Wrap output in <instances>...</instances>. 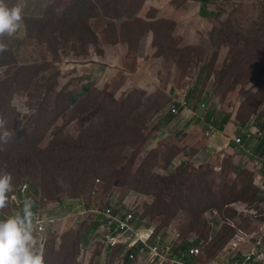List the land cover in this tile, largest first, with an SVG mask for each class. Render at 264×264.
Masks as SVG:
<instances>
[{
	"label": "rangeland",
	"instance_id": "1",
	"mask_svg": "<svg viewBox=\"0 0 264 264\" xmlns=\"http://www.w3.org/2000/svg\"><path fill=\"white\" fill-rule=\"evenodd\" d=\"M5 1H8L9 7L18 4L24 10L21 26L9 36L17 47L15 49L19 57L23 51H29L30 57L28 55V58H20V61L32 65V79L31 89L17 90L13 97V104L16 106L14 131L19 142L32 140L33 146L26 145V151L17 148V151H20L19 157L28 153L32 165L30 171L22 166L23 180L17 177L18 171L13 173L16 185L9 193L5 206L0 208V215L4 218L14 215L16 210L10 199L19 185L27 183L38 188L40 209L43 207L48 217L59 219L56 235L50 239L45 256L51 252L52 247L57 253L69 250L72 239H81L83 230L72 228V219L68 217L76 213L80 205L86 203L91 206H103L111 194L121 192L126 195L128 191L135 189L143 195L151 196L152 203L147 209L150 215L156 213V217H159L157 212L164 213L163 219L159 217L162 223L173 219L174 224V218H178L186 235L207 234L205 212L211 208L218 211L223 219L235 220L238 228L244 231L261 232L264 228V216L254 217L250 212L238 215L232 205L242 203L246 205L245 209L256 210L258 213V201L262 198L259 180L261 172H257L251 154H261L258 149H263L264 141L255 137L253 143L250 142L249 145L253 149L247 148L245 153L250 159L249 163L244 164L236 159L235 156L239 154L231 155V146L228 148L230 155L222 156L220 146L207 145V141L213 135L224 131L213 122L211 124L216 128L215 132H212L209 126L206 127L207 130L203 128L202 124H206V119L204 116L197 117L196 106L198 101L205 103V106L208 103L216 115L222 113L220 120L228 117L229 121L225 126L231 128L235 136L242 135V132L248 129L246 127H253L252 131L262 127L260 123H264V0H245L241 3L225 1V9L220 11L217 20L214 19L213 25H207L211 30L207 38L194 39L195 53L202 57L200 63L196 61L197 66L189 68L187 57L189 53L192 56V49L184 48V57L180 59L177 74L168 81L170 84L180 83L184 87L178 89L179 97L170 96L173 88H163V91L161 85H158L160 78L158 79L157 70L161 65L160 57L156 58L158 68L148 62V75L151 81L157 84V89L148 91L138 88V81L147 77L137 72L129 57L123 61L118 58V49L112 50V45L104 40L102 32L107 29L111 32L112 29L111 22L107 24L106 16L91 17L88 23L90 22L93 29L89 30L82 11L83 1L82 6L78 7V0H46L43 14L36 18L27 10L33 3H44L42 0ZM90 1L106 13L114 0ZM126 6L129 12L135 15L140 1L129 0ZM90 7L91 5H88V10ZM36 19L40 20L43 31L37 29ZM22 25L25 26V33ZM154 29H164L165 32L156 30V36L158 40L166 42L169 36L167 31L175 29V21L159 20ZM176 29L181 30L180 35L184 38L186 29L189 28L181 24ZM96 35L102 39V46H99V38H96ZM38 39L44 41L41 44V55L35 47ZM170 40L173 41V38ZM181 42L189 41L183 39ZM59 43L62 44L64 54L63 61L58 64L56 62L61 55L56 47ZM104 44L109 47H104ZM86 49L89 54L84 64H90V67L78 63L85 59L82 57ZM150 50L152 51V48ZM98 55L104 58L99 60ZM1 56L5 55L0 54V59ZM45 56L47 59H44ZM77 57H80L79 60ZM91 57L95 59H90ZM14 61L12 59L8 65L0 67L1 74L10 71L9 79L18 71V65L13 63ZM84 67L85 70L93 69L97 74L93 72V78H90L91 71L82 76L75 74L77 71H83ZM192 72L194 78L190 80L189 73L191 75ZM203 72L209 77L204 78ZM19 77H23L21 73ZM43 82L49 87L38 90L37 84ZM152 82L149 84L152 85ZM145 85L147 84L143 82L142 86L146 88ZM187 89H192L189 96ZM177 99L186 102L183 105L184 112L178 113L179 120L166 126L168 122L160 119L166 113L157 112L161 110V105L163 110L170 109V103ZM191 107L194 109H190ZM57 110L60 112L58 116L55 114ZM194 116L197 117L194 121L199 129L187 135L194 139L192 142L199 154L206 153L207 149L213 154L208 158L209 162L212 161L208 165L197 164L201 162L198 158L194 160L196 164L187 163L186 166L179 163L185 159L184 156L175 159L177 151L181 149L175 142L171 143V139L179 136L181 131L187 130L191 125L187 123ZM39 118L40 125H37L36 120ZM108 118H111L110 123L107 122ZM97 127L108 129L113 137L103 140L102 143L101 138L92 132V129ZM109 127L112 130H109ZM94 137L99 160L85 161L87 147L90 142H94ZM161 137L170 139L165 143ZM244 143L237 144L244 148ZM121 148V157L116 158ZM80 156L83 161L79 160L73 164L74 169L79 171L77 175L70 159H79ZM122 160L124 162L119 164ZM134 164L141 166L140 172L128 168ZM113 169L117 171L112 173ZM125 175L131 178L130 183L125 181ZM88 176L93 179L87 178ZM133 178L138 179L137 185L131 182ZM149 178L159 182L150 190ZM176 180H182L186 185L183 187V196L174 201L167 191L173 189L172 182ZM164 196L170 204L171 209L168 211L164 210ZM157 199H161V202H157ZM40 209L36 210V214H40ZM86 228L88 229V226ZM234 233L232 227L224 224L214 245L206 250L203 260L217 253ZM185 234L182 236L185 237ZM33 235L36 247L41 251V240L35 231ZM79 246L80 244L75 250V260L84 264L85 260L80 263ZM89 253L91 256L92 251Z\"/></svg>",
	"mask_w": 264,
	"mask_h": 264
},
{
	"label": "built area",
	"instance_id": "2",
	"mask_svg": "<svg viewBox=\"0 0 264 264\" xmlns=\"http://www.w3.org/2000/svg\"><path fill=\"white\" fill-rule=\"evenodd\" d=\"M186 102H181L185 105ZM170 110L179 115L176 101H172ZM204 107L205 103H201ZM185 107V106H184ZM212 132L216 128L209 125ZM264 136V128L255 131L245 129L242 135L235 136L236 143L243 145L245 141H252ZM259 176L262 198L258 201L256 210L245 209L242 203L233 204L238 215L248 212L254 217L264 216V155L251 154ZM27 185L21 186L24 194ZM17 199V193L11 196ZM151 196L143 195L139 191L130 190L126 195L115 192L107 197L103 206L92 205L88 208L80 205L77 212L70 215L74 218L75 227L88 226L84 233L83 252L81 260L84 264H109L112 255L117 252L115 264H264V228L261 232H247L238 228L235 220L223 219L215 210L206 212V222L210 226L207 236H182L177 227L178 221L161 223L146 214V208L151 204ZM260 212V213H259ZM68 216V217H70ZM57 220L34 214L33 231L38 235L43 252L46 237L54 229ZM235 230L228 242L212 257L203 260L206 250L212 246L216 236L224 224ZM264 227V225H263ZM189 245L185 247V244ZM89 251H92L90 256ZM95 256V262L92 258ZM115 257V258H116ZM82 263V262H81Z\"/></svg>",
	"mask_w": 264,
	"mask_h": 264
},
{
	"label": "trees",
	"instance_id": "3",
	"mask_svg": "<svg viewBox=\"0 0 264 264\" xmlns=\"http://www.w3.org/2000/svg\"><path fill=\"white\" fill-rule=\"evenodd\" d=\"M82 1H83L82 11L85 14V18H86L85 24H86V26L89 25V27H90L89 30L92 29V27L90 26V22L88 23V21L90 20L91 17L106 16L108 19L107 24L109 22H111L112 29H111V32H109L108 29L102 32L104 40L108 41L110 45H113L116 42L120 41L127 48V50H129L132 54H134V52L139 49L140 41H141L142 37L145 36V34L147 32L151 31L155 35H157L156 30H163L164 31V29H154V26L156 25V22H157L156 20H150V19H146L143 17H137L136 15L131 14L129 12L127 6H126V3H128L129 0H114L112 2V4L109 5L106 13L101 11L100 7L98 9V5L96 3H92L90 0H78V2H77L78 7L82 6ZM5 2L8 4V1H5ZM88 5H91L90 10H88ZM79 16H80V12H79ZM32 17H34V16H32ZM34 18H36V17H34ZM133 18H135V19H133ZM79 19H80V17H79ZM118 20H119V22H118ZM35 21H36V24L38 26L37 29H41L40 20L36 19ZM166 21H168V20H166ZM137 28H139V29H137ZM140 28H142V30H140ZM176 28H177V26L175 24V29ZM175 29H169L167 31V34L169 36H172L171 34L173 33V31ZM41 31H43V29H41ZM169 36H168V40L165 42L166 46L163 48V51L169 55L170 59H173V60L180 62V59L184 57V48L192 49V56H191V53H189L188 57H187L188 58L187 61L196 59L197 62H199L202 59V57H198L196 55L195 49L193 46L184 47V48H180V49L175 48L174 42L177 44L179 42L176 41L174 38H173V41H174L173 42L172 40H170ZM96 38H100V37L96 35ZM11 39L12 38L8 34L0 35V44L7 45L6 48L0 49V54L5 55V56H1L0 67H5L6 65H8L9 62H11L12 59L15 60L13 63L18 65V71L13 76L12 79L8 78L10 75V71L7 73H3V74L0 73V122H2V123H0V174L11 173V175L13 177V173L18 171L19 175H17V177L20 180H23V177L21 175V172L23 169L22 166H25V168L30 171L32 162H31V158L28 155V153H23V155H22L23 157H19L18 154L20 153V151H17V148L20 147L21 151H26V145L33 146V144H32V140H28L26 142H19L17 133L14 131V121H15L14 114L16 111V106L13 104V97H14L15 92L17 90H20L22 88H24L26 90L31 89L30 80L32 79V76L30 75V72L32 69V65L29 63H24V62L20 61V58H28V56L22 55L21 57H19L18 51H16V49H15L17 47L14 45V43L12 42ZM38 41H41V40L38 39ZM98 41H99V39H98ZM101 45H102V43L99 42V46H101ZM7 56H9L11 59L8 58ZM166 68H167V66L165 67V69ZM20 73L23 76L22 78L19 77ZM203 73H204L203 74L204 78L209 77V75L207 73H205V72H203ZM26 77H27V79H26ZM40 87H42V88H40ZM47 87H49V85H47L45 82L37 84V88H39L38 90H43V89H46ZM161 87L163 89L162 83H161ZM46 91L49 92L48 90H46ZM163 91H164V89H163ZM176 104L179 107V110H181L183 108V106L181 105L180 99L176 100ZM162 106L163 105H161V107ZM59 113L60 112L57 110V112L55 113L56 116H58ZM216 114L217 113L214 110H209V112L205 115L206 123H208L210 125L213 122V124L216 125L219 129L223 130L224 132L226 131L231 135L232 134L234 135L235 133L231 130V128H228L225 126L228 123L229 118L225 116L222 118V120H220V116L222 113H219L218 115H216ZM40 121H41L40 118L36 120L37 125H40ZM107 122L110 123L111 118H108ZM260 124L262 125V127H264V123H260ZM109 130H112L111 127H109ZM92 132L97 137L101 138L102 143H103V140H110L113 137L112 133L109 132L108 129H105V128L98 129V127H97L95 129H92ZM5 133H7V135H5ZM234 137H235V135H234ZM262 141H264V138L262 139ZM145 143L146 142L144 141L143 144H145ZM101 146H102V144L100 145V149H101ZM262 147H263V149L259 148L258 150L261 152L262 155H264V145L263 144H262ZM96 149H97V146H96V140L94 137V142H90L89 146L87 147V156H85V161L92 160L95 162V159L99 160L97 158ZM243 149L246 152V148L244 147ZM122 150H123V148H121L120 151L116 154V158L121 157V151ZM124 151H127V149H124ZM101 158H102V149H101ZM79 160L83 161L82 156H80L79 159H77L76 157H74V159H70L71 166L77 175L79 174V171L74 169L73 164L78 163ZM67 161H69V160H67ZM123 162H124V160H122L119 164H122ZM140 167L141 166H139L137 164H134L133 167L128 166L129 169L134 168L135 171H137V172L141 171V169H139ZM115 171H117V169H113L112 173H114ZM93 172H96V171L93 170ZM89 177L90 176H88L87 178H89ZM123 177H125V181L130 183L131 178L129 176L125 175ZM203 177H205V176H203ZM89 179H93V178L90 177ZM131 182H133L134 184L137 185L138 179L133 178ZM12 183H13V186L16 185V180L13 179ZM149 183L151 185L149 188V190H150V189H153L155 187L156 183H159V182L155 179L149 178ZM21 185H24V184H21ZM21 185H19L17 188H15V189H17V194H18L17 199L16 200L10 199L11 202L13 203V207L16 210L14 212V214L22 211L23 203L25 200H31L32 201L33 219H34V214L37 212L36 210L41 208V205L39 202V198H40L39 190L34 185H32V186L30 185L29 187H27L26 192L24 194H22L21 189H20ZM172 185H173V189L170 188L167 191V194H170L172 196V199L174 201H176L180 198V196H183V190H184L183 187L186 185V183H184V181H182V180L181 181L176 180V181L172 182ZM157 202L160 203L161 199H157ZM173 204L176 206L175 202ZM155 205H153V206H155ZM163 205H164L165 211H168L171 209L170 204L166 200L165 196H164ZM86 206L88 208L91 207V205H89V204H86ZM175 210L177 211V208H175ZM183 210H185V208H183ZM39 212H40L42 217L49 218L46 215V213H45L46 211H45V209H43V207H42V209L39 210ZM157 213H158V215H160L159 216L160 218L164 214V213H160V212H157ZM196 215H197V213H196ZM151 216H153L152 217L153 220H156V218H157L156 213H153ZM3 218L4 217H2L0 215V219H3ZM70 219H72V224L70 226L73 228L72 225H73L74 218L72 217ZM162 219H163V217H162ZM174 219H175V221H178L177 227L179 229H182L179 219L178 218H174ZM171 221H173V219ZM205 225H206V223H205ZM192 226H194L193 223H192ZM206 227H207V225H206ZM79 229L83 230L82 237H81V239L77 238V237L72 239L71 244L69 246V250H63V251L57 253V252H55L54 247H52L51 252H49V254L46 253V256H45V252H47L49 241L54 235H56L55 231L57 229L54 228L49 232V234L46 237V241H45L43 252H42L45 264H79V262H76V260H75V250L78 249V245L80 244L79 250H80V256H81V254L83 252L82 245L84 242L85 227L83 226ZM188 245L189 244L186 243L185 247H187ZM116 254H117V252L113 253L112 261L109 262V264H115L116 263V260H117ZM91 261L95 262V256L92 258Z\"/></svg>",
	"mask_w": 264,
	"mask_h": 264
},
{
	"label": "crops",
	"instance_id": "4",
	"mask_svg": "<svg viewBox=\"0 0 264 264\" xmlns=\"http://www.w3.org/2000/svg\"><path fill=\"white\" fill-rule=\"evenodd\" d=\"M42 1L44 3L39 2V3L31 4L28 8L29 10H27V7H25L24 9L29 11L32 16L38 17L43 14L42 12L44 11L46 7L45 5L46 0H42ZM48 1H52V0H48ZM63 1H66V0H63ZM139 1H140V7L135 14L137 17H143L146 19L156 20V21L171 19L175 21V24L177 27H179V25L182 24L189 28V29H186V36H184V38L183 36L180 35L181 33L180 29H175L173 33L171 34L172 36H170L171 39L175 37V40L179 42L178 44L174 42V47L180 49L184 47L193 46L194 39L207 38L208 33L211 31L210 28H207V25L214 24V19L216 21L217 18L219 17L220 11L222 12L225 9L223 4L225 3L226 0H139ZM244 1L245 0H229V2H235V3H241ZM22 10H23V7H22ZM22 15H24V13ZM22 26L24 28V33H25V26L24 25ZM180 36L182 37V39ZM183 39H186L189 42L182 43L181 40ZM99 42L102 43L101 38H99ZM42 43H44V41H38L35 44V47L39 55H41V44ZM165 46H166L165 42L158 40V36H156L153 32L149 31L145 34V36L142 37L140 41L139 49L135 51L134 54H132L129 50H127V48L120 41L113 44L110 48L112 50L118 49V58L120 59L122 58V61L124 58L129 57L134 62L132 64L134 68L137 70V72L147 77L145 79H141L140 81H138L137 87L142 88L144 90H148V91H153L157 89V86H156L157 84L155 82H152L148 75V67H149L148 62L153 64L155 68H158L156 58L160 57L161 65L157 70V75H159L158 79L160 78V81H158V85L159 84L161 85V83L163 82L162 83L163 88H167V87L173 88L172 94L170 93V96L175 95L179 97L180 94L177 91L179 88L182 89L184 87L180 83L170 84L168 81H170V78H172V76L176 73V70L178 69V66L180 63L176 60L169 58V55L163 51V48ZM104 47H109V46L107 44H104ZM150 48H152V51L150 50ZM56 50L61 55V57L56 62L59 64L63 61L62 58L64 54L63 52L64 50H63L61 43H59V45L56 47ZM79 50H81V47H79ZM119 50L121 52V55H120ZM88 54H89V51H87L86 49L85 55L82 57L85 59H83V61H79L78 63L85 66L86 64H84V62L87 60ZM22 55L24 56L29 55L30 57L28 50L23 51ZM45 58L47 59V56H45L44 59ZM77 58L79 60L80 57H77ZM103 58H104L103 56H99V60ZM90 59H95V57H91ZM51 60L53 59L51 58ZM194 60L195 61L193 60L189 61V68L193 66H197L196 65L197 60L196 59ZM166 66L167 68L165 69ZM85 67H90V64ZM85 67L83 71L81 72L77 71L75 72V74L82 76L85 73H88V71H91L89 73L90 78L94 77L95 74H93V72L97 74V72L93 71V69L85 70ZM162 76L164 79L162 78ZM189 76L191 77V78L189 77L190 80L193 79L194 78L193 72L191 75L189 73ZM173 78H175V76ZM143 82L147 84L145 85L147 86L146 88L142 86ZM149 82H152V85H150ZM184 86H186V84ZM187 90H188L187 94L189 96V94H191L190 92L192 91V89L191 90L187 89ZM206 105L207 106L203 107L201 106L200 101H198V104L196 106L197 107L196 115H198L197 117L204 116L205 118V115L209 112V110L213 109L211 105L208 106V103ZM163 108L164 107L162 106L161 110H159L157 113H161V112L166 113L165 115L160 117L161 120L165 119V122H168L166 126H169L172 124V122L179 120L178 118L179 115L173 114L169 108H167V110H163ZM190 109H194V108L191 107ZM179 112L180 114L183 113L184 109L182 108L181 110H179ZM197 117L194 116L192 120L187 123V124L191 123V125L188 127L187 130L181 131L179 133V136L172 137L171 139V143L175 142V144L181 149L177 151L178 153L176 154L175 159H178L180 156H184L185 159H182V161H180L179 163H182V164L184 163L185 166L187 163L189 164L195 163L194 162L195 158H198L201 160V162L197 163L200 165H208L212 163V161L211 162L208 161V158L211 155H213V154H210L209 149H207L206 153L201 152L199 154L198 149L194 147V144L192 142V140L194 139L187 135V133H191L192 131L199 129L195 125L196 123L194 121L195 118ZM208 126H209L208 123L202 124L203 128H206V127L208 128ZM246 128L251 129V130L254 129L253 127H246ZM161 131H162V128L160 130V133ZM170 137L168 138L161 137V139L165 141V143H167ZM233 137H234L233 134L231 135L226 131L224 133H218V134L213 135L212 138L207 141V145H219L220 146L219 150H221V153H223L222 156L224 157H228L230 155L228 153V148L229 146H231V148H233V152L231 153V155L239 154L235 156L236 159L241 160L244 164L249 163L250 159H248V157L245 156V153H246L245 150L239 147L240 145L235 142ZM250 142L253 143V141H250ZM244 144H245L244 146L253 149V147L249 145L248 141H245ZM262 175L264 176V173H262Z\"/></svg>",
	"mask_w": 264,
	"mask_h": 264
},
{
	"label": "clouds",
	"instance_id": "5",
	"mask_svg": "<svg viewBox=\"0 0 264 264\" xmlns=\"http://www.w3.org/2000/svg\"><path fill=\"white\" fill-rule=\"evenodd\" d=\"M21 21H22V7L20 5H14L9 7V5L5 2V0H0V35L3 34L11 35L15 33L17 29L21 26ZM6 47L7 45L0 44V49ZM5 135H7V133H5ZM263 138L264 136L262 137V139ZM248 143L250 144V140L248 141ZM244 147L246 148L247 151L248 147L246 146ZM12 180L13 177L11 173L0 174V208L5 206L9 198V193H11L13 190ZM24 184H26L29 187L27 183ZM15 193H17V191ZM11 199L14 200L12 197ZM82 205L85 204L83 203ZM149 206H151V204ZM148 207L146 208V214L152 218V216L148 213L147 210ZM210 210H215V209L211 208L208 209L206 212ZM49 218H53V217H49ZM69 218H72V216H70ZM54 219L57 220L56 225H58L59 219L57 218ZM156 221L157 222L160 221L162 223V220L159 217L156 218ZM66 223L67 221L65 222V225ZM205 223L207 225L206 227L207 234L204 236H207L210 232V226L206 222V218H205ZM56 225L54 228H56ZM72 226L75 229L81 228V227H75L74 225ZM33 227H34L33 212H32L31 200L24 201L21 212H17L14 215L0 219V264H45L42 252L39 251L36 247V239L33 235ZM84 227L86 231L87 228L86 226ZM180 230L182 233L185 234L183 229ZM193 235H200V234H195V233H191L189 235L185 234V238L187 236H193ZM214 242L212 246L214 245ZM215 254L216 253H214L213 255Z\"/></svg>",
	"mask_w": 264,
	"mask_h": 264
}]
</instances>
